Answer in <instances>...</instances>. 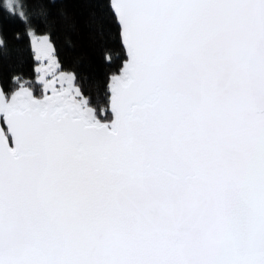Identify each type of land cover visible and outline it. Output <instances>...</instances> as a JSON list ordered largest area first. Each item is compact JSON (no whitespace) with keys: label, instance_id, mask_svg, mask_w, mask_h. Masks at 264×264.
Instances as JSON below:
<instances>
[{"label":"snow or ice","instance_id":"6c2138e0","mask_svg":"<svg viewBox=\"0 0 264 264\" xmlns=\"http://www.w3.org/2000/svg\"><path fill=\"white\" fill-rule=\"evenodd\" d=\"M4 7L0 264H264V0H97L103 108L52 5Z\"/></svg>","mask_w":264,"mask_h":264},{"label":"trees","instance_id":"16d2710c","mask_svg":"<svg viewBox=\"0 0 264 264\" xmlns=\"http://www.w3.org/2000/svg\"><path fill=\"white\" fill-rule=\"evenodd\" d=\"M23 10L29 13L30 20H42L37 13L43 4L50 8L54 17L55 29L52 36L59 59L68 70H76L80 75L84 93L92 106L103 108L106 94L102 85L110 69L101 59V41L113 52V64L120 57V48L114 28H104L105 36L99 35L101 24L98 19L97 0H19ZM25 31L24 22L4 7L0 0V38L7 42V50H0V75L14 65L28 71L31 61L20 62V50L24 45L18 36ZM79 61V66L75 63ZM28 78V77H26Z\"/></svg>","mask_w":264,"mask_h":264},{"label":"rangeland","instance_id":"374dc122","mask_svg":"<svg viewBox=\"0 0 264 264\" xmlns=\"http://www.w3.org/2000/svg\"><path fill=\"white\" fill-rule=\"evenodd\" d=\"M7 2H8V0H7ZM13 2L14 3H17V2H19V0H13ZM6 4V0H4V5ZM8 10V9H7ZM11 12V11H10Z\"/></svg>","mask_w":264,"mask_h":264},{"label":"clouds","instance_id":"9594fccd","mask_svg":"<svg viewBox=\"0 0 264 264\" xmlns=\"http://www.w3.org/2000/svg\"><path fill=\"white\" fill-rule=\"evenodd\" d=\"M6 3H7V0H6Z\"/></svg>","mask_w":264,"mask_h":264}]
</instances>
